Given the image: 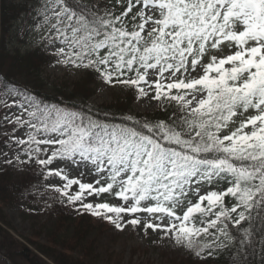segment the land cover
Returning <instances> with one entry per match:
<instances>
[{
    "label": "snow or ice",
    "instance_id": "6c2138e0",
    "mask_svg": "<svg viewBox=\"0 0 264 264\" xmlns=\"http://www.w3.org/2000/svg\"><path fill=\"white\" fill-rule=\"evenodd\" d=\"M32 17L37 62L163 118L50 103L0 74V172L194 264H264V0H36Z\"/></svg>",
    "mask_w": 264,
    "mask_h": 264
},
{
    "label": "trees",
    "instance_id": "16d2710c",
    "mask_svg": "<svg viewBox=\"0 0 264 264\" xmlns=\"http://www.w3.org/2000/svg\"><path fill=\"white\" fill-rule=\"evenodd\" d=\"M35 4L36 0H0V74H3L5 79L9 82H14L17 86L27 87L36 96L47 102L90 105L87 103L88 98L92 95L90 86L95 83V79L90 74L84 73L71 84L51 82L45 77L43 67L50 63L53 57L47 54L37 62L34 58L37 47L24 50L18 45L17 41H21L23 38L15 26L16 22L24 14L29 13ZM132 99V94L126 92L111 102L90 106L96 111L115 112L117 115L121 113L129 114ZM143 115H147L150 118H163L158 110L137 116ZM26 180L27 178L25 177L23 179H13L10 169H7L6 172H0V223L2 225L10 227L4 218L5 215L2 213V208L22 199L19 193L22 191L21 186L26 183ZM54 212H56L54 213L56 216L54 230L61 233L66 232L67 227L71 229V236L62 242L64 250L74 251L78 246H81L83 250L81 257L77 259L68 254L70 259H67V264H83L84 260L88 258L89 250L92 247V242L87 241L86 238L87 234L93 229L92 217L72 215L63 209ZM69 221L71 222L68 223ZM55 239V232H53L48 237V240L55 245ZM26 240L34 244L45 255H50V247L37 245L29 239ZM22 247L23 249L17 250L16 240L0 225V248L7 250L11 255L30 258L28 263L33 264L36 260L33 259L35 256L28 248ZM61 254L65 255L64 253ZM85 264L87 263L85 262Z\"/></svg>",
    "mask_w": 264,
    "mask_h": 264
},
{
    "label": "rangeland",
    "instance_id": "374dc122",
    "mask_svg": "<svg viewBox=\"0 0 264 264\" xmlns=\"http://www.w3.org/2000/svg\"><path fill=\"white\" fill-rule=\"evenodd\" d=\"M33 17L32 11L28 15L23 16L22 20L17 22L18 30L24 31L22 33L24 41L18 40V45H21L23 48L31 49L38 45L39 37L34 36V34L28 31L29 26L32 24ZM44 75L51 82H62L65 84H71L83 73H73L63 66L57 65L56 60L52 63H48L43 67ZM92 88V95L90 102L92 104H98L103 102H110L117 97L123 95L124 91L119 89H109L100 82H96ZM155 102H153L154 104ZM132 114H144L154 112L152 106L148 103L147 100L140 102H132L130 105ZM156 111V110H155ZM3 137H0V148H2ZM3 157H0V162H2ZM11 168V167H9ZM12 178L20 179L27 177V180H31V174H21L15 172L12 168ZM72 175H77L73 172ZM85 182H90V177H85ZM58 182V181H57ZM37 186L30 189L31 195L19 200L9 206L2 208V213L5 215V220L11 228L14 230L8 229L11 236L19 238L20 241L26 243V239L33 241L37 245H45L50 247V254L52 253L53 259L55 261L62 258L61 254L57 251H60L62 248L55 247L53 251V245L48 241V237L51 235L55 220L51 215L50 210L52 205L55 203L52 200L47 199V194L44 192L42 186L35 183ZM43 193V195H42ZM35 196V199L32 196ZM112 203H118L117 200L105 196ZM47 204H51V207H48ZM92 231L98 232V236L87 234L88 240H95L89 253V257L84 260L83 264H171L173 260L177 262H190L183 259L182 255H185L186 252L179 249H174L166 246L161 243H152V240H156L155 236L151 238H145L142 234H138L131 229H128L125 232L115 231L111 226H106V228L101 229L100 221L94 224ZM7 225H5L6 227ZM68 228V227H67ZM66 228V230H67ZM61 232L57 235V242L62 243L66 240L67 237L71 236V233ZM33 247L32 245L30 246ZM34 248V247H33ZM16 249L20 250V244L16 243ZM83 252L81 246L77 247L76 252H71V254L76 257L80 256ZM4 254V252L1 251ZM5 253H8L6 250ZM15 256V255H14ZM27 257L16 256V261L21 264H29ZM37 263L33 264H49L44 259L39 257H34ZM13 264H18V263ZM89 261V262H88ZM193 264L192 262H190ZM0 264H10L9 261L2 257L0 254ZM50 264H53L52 262Z\"/></svg>",
    "mask_w": 264,
    "mask_h": 264
}]
</instances>
